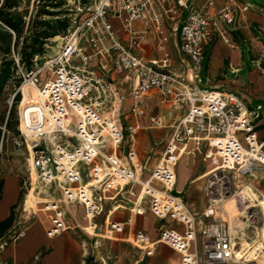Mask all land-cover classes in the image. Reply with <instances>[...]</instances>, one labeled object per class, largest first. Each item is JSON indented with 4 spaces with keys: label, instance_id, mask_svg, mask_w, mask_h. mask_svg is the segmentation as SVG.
<instances>
[{
    "label": "built area",
    "instance_id": "built-area-1",
    "mask_svg": "<svg viewBox=\"0 0 264 264\" xmlns=\"http://www.w3.org/2000/svg\"><path fill=\"white\" fill-rule=\"evenodd\" d=\"M77 1L74 7L69 4L70 26L57 54L31 71L20 69L23 81L17 90L22 98L19 134L13 138L14 144L28 150L37 173L36 188L42 193L52 188L62 192L60 199L41 197L43 200L36 203L42 205L37 211L48 220L47 235L55 237L71 229L64 207L67 204L84 206L87 231L97 230L95 219L103 213L106 194L138 184L140 196L150 198V210L161 224L157 241L138 231L132 240L135 245L152 255L156 244L164 243L180 255V264L230 263L234 259L230 228L219 217L214 197L219 184L209 188L212 202L203 215L211 220L201 228L200 247L193 250L197 243V217L188 209L182 191L176 188V166L188 141H206L205 157L215 165L214 179L230 193L231 172H245L255 162L264 165L259 109H249L236 92L201 89L191 84L202 83L207 45L217 39L230 43V30L239 17L245 18L248 4L239 0H223L219 6V0ZM177 18H182L179 49L190 60L189 79L172 70L167 51L164 57L150 61L135 54L143 52L142 40L149 31L155 32L160 49L165 50L167 36L163 25L166 20ZM136 21L146 23L144 31L134 29ZM119 31L126 34V43L120 39ZM111 69L134 72L136 84L130 91V113L136 119L145 116L143 98L153 89L160 92L164 102L188 105L145 180L139 178L141 169L135 165L137 151L132 141L139 123L123 125L119 104L122 97L117 96L114 84L96 74ZM46 71L49 75L43 81ZM24 86L38 90L39 102L29 98L23 105ZM150 122L162 125L158 117H151ZM128 139L125 162L117 151ZM174 190L179 194H174ZM118 207L116 204L112 211ZM112 211L105 219V238L125 230L124 223L109 219ZM132 211L139 215L145 212L140 205ZM168 222L180 223L185 230L170 228ZM25 235L26 228L20 227L10 239L15 242ZM4 243L0 241V247Z\"/></svg>",
    "mask_w": 264,
    "mask_h": 264
},
{
    "label": "crops",
    "instance_id": "crops-1",
    "mask_svg": "<svg viewBox=\"0 0 264 264\" xmlns=\"http://www.w3.org/2000/svg\"><path fill=\"white\" fill-rule=\"evenodd\" d=\"M88 1L92 3L95 0ZM239 1L249 6L248 11L245 13V18L239 17L236 25L230 30V43H226L222 39H217L207 45L206 60L202 71V83L195 84L191 82V84L201 89H214L238 93L246 102L249 109H259L261 115L258 120V131L260 136L264 138V0ZM222 2L223 0H219L217 6L221 5ZM181 22L182 18H177L174 21H165L163 25L164 35L167 36L165 50L160 49L159 39L155 32L149 31L145 33L142 40L143 52H135V54L141 56L146 61H150L164 57L165 51H167L170 54L172 70H175L179 75H184L187 79L190 60L188 57L184 56L179 49L178 31ZM118 25L119 23L115 21V26L118 27ZM145 25L146 23L143 21H136L133 24L134 29L138 32L144 31ZM118 35L120 39L126 43V34L123 31H119ZM244 42L245 46H247L246 43H248L251 47L247 46L242 49V46L244 47ZM237 43H240L239 45H241V48L240 46H235ZM96 74L97 76L99 74L100 77L114 84L117 96L122 97V102L119 104L122 112L123 125L127 126L129 124L139 123V128L132 141L137 151L135 165L137 168L141 169L138 172L139 178L140 180H145L156 167L162 151L174 131V124L185 115L188 105L184 103L177 106L171 101L164 102L160 92L153 89L143 98L145 116L136 119L130 113V108L132 106L130 91L136 84L134 72L111 69L109 72L97 71ZM151 117L160 118L162 125H152L150 122ZM190 142L191 141L188 143ZM200 145L203 149L204 162L210 166V169H213L215 166L214 163L211 159L205 157L208 149L207 142L201 141ZM128 147L129 139L126 140L122 148L117 151L118 155L122 157L125 162H128L126 159ZM111 149V147L108 148L109 151H111ZM197 149L201 151L199 147H197ZM150 155H153V159L150 158ZM182 168L185 170V175L183 177L181 176ZM176 173L177 190L182 191L188 209L197 217L196 232L198 234L197 238L200 240L201 228L211 219L203 215L206 206L204 208L203 205L196 206L193 200L189 201L183 186H186L188 183L194 184L197 180L202 179L205 177L203 176L205 172L194 179L188 180L186 165L184 160H181L176 166ZM4 189L5 188H3L2 198L0 200V207H2L3 204ZM140 193L141 186L133 184L127 185L119 191L116 190L106 194V199L103 204V213L95 219L98 224V228L95 231L91 229L87 231L86 229L88 221L85 218L84 206L79 204L65 205L64 207L72 227L55 237H49L47 235L48 220L46 216L43 213L38 214V211L34 210L33 207L26 208L25 205L24 208L26 211L31 212L33 210L34 213L36 212L35 215L33 214L32 216H38L36 221L39 220L42 222L46 236L53 239L55 244L45 246L41 243L32 244L30 241H27L28 231L33 225V222L26 228V235L18 243L9 245L7 243L2 244L0 247V260L3 263L7 260H11L12 264H80L83 248L81 242L74 239V236L79 237V235H83L90 240L91 245L82 241L84 246L89 247L92 246V241L97 238L107 239L109 241L124 240L132 242L134 234L138 231L147 234L151 241H157L161 222L150 210V198L148 196H140ZM51 197L60 199L62 197V192L54 188L49 191L45 190L43 198ZM16 199L17 193L12 201L7 204L6 208L0 211V220H5L10 216L11 208L15 204ZM116 204H119L118 209L112 211V207ZM139 205L145 210L141 215L132 211ZM109 211H112L109 215V219L114 222L124 223L125 230L122 233L114 234L113 237L105 238L103 236L106 228L105 219ZM166 225L179 231L185 230L184 226L177 222H168ZM4 245H8L7 248H4ZM196 246L200 247V244L198 242L195 243L192 249L194 250ZM140 250L146 254L143 249L140 248ZM147 256H155L162 264H180V255L170 246L160 242L156 244L153 254Z\"/></svg>",
    "mask_w": 264,
    "mask_h": 264
},
{
    "label": "rangeland",
    "instance_id": "rangeland-1",
    "mask_svg": "<svg viewBox=\"0 0 264 264\" xmlns=\"http://www.w3.org/2000/svg\"><path fill=\"white\" fill-rule=\"evenodd\" d=\"M68 2L73 7L78 3L77 0H68ZM37 3V0H23L18 11H20L27 20H29L30 16L37 10ZM59 36H55L56 38H51L48 41V44L46 45V52L44 54L45 57L41 60V63H37L36 66H41L46 58L57 54L63 43V36ZM237 44L235 46H240L241 48V45H239L240 43ZM244 44L245 42L243 45ZM246 44L247 46H250L248 43ZM21 45L22 43H20V46ZM247 46H242V49ZM7 58L14 59L16 63H19L17 62L19 61V53L17 51L13 52V54L9 55ZM3 59L4 55L0 53V67ZM18 67L16 79L22 76L20 70L22 68L21 66ZM48 75L49 72H43V81L48 78ZM98 76L100 77L99 74ZM15 80H11L5 87L2 94V100L0 102V111L4 118L3 123H1L2 138H0V184L2 183L3 188H5L3 204L2 207H0V211L3 208H6L7 204L12 201L17 193L16 202L12 206L10 212V214H13L14 216V224L1 242H6L8 245L18 243L22 238L15 242L10 239V236L13 235V231L19 230L20 227L27 228L34 222L28 231L27 241H30L32 244L41 243L45 246L54 245L55 241L46 236L42 222L39 220L36 221L38 216L33 217V213H31L33 210L30 212L26 211L24 208L26 196L29 191L34 188V186L36 187V180L34 181L32 178L34 170L32 169V164L30 162L31 157L28 150L25 147H16L13 140L16 136L14 130L15 122L17 117L19 122L20 101L22 98V95L17 93L20 86L18 87V85H13ZM17 94H20V101L18 103H16L15 100ZM13 111L14 115H12ZM6 121L8 122V126H5ZM188 142L186 143L187 145L184 146L185 149L182 151L179 158V161L184 160L188 172V180L196 178L203 172H205V174L208 173V175L200 180H197L194 184L188 183L186 186H183L184 191L187 194L186 197L189 198V201L193 200L196 206L203 205V208L205 206L208 207L209 203L212 202L208 195L209 188L217 182L220 186L217 185L218 192H216L214 197L218 199L216 202L224 209L219 212V217L228 223L231 238L235 243L236 250L241 251L244 249V252L249 250L258 251L257 248L259 247V242H262V226L264 224V214L261 207L258 205V198L261 197L262 193H264V165L255 162L253 163L252 168L245 172H231V183L229 184L231 192L226 193V190L223 189L224 185H222L220 181L218 182L214 179V172H212L213 169H210V166L204 162L203 149L200 147L201 142L194 140H191L190 143ZM197 147H199L201 151H199ZM152 156L153 155H150L151 159H153ZM184 175L185 170L182 168L181 176L183 177ZM243 190L248 192V198L243 194H240ZM35 195L38 198L43 197V193L40 192L38 188L35 190ZM235 198H238L239 201L241 198L242 202L237 204V202L234 201ZM41 206V204L34 206L33 209L38 210ZM37 213L41 214L42 212L38 211ZM74 239L81 242V246L83 248L80 257V264H162L155 256L149 257L144 254L140 248L132 242L124 240L109 241L107 239L104 240L102 238H97L92 241V246L89 247L84 246V243H82L83 241L87 242L88 245H91L90 240L83 235H79V237L74 236ZM197 240V242L201 244V238L200 240L197 238ZM243 242H246L248 245L243 246ZM8 245H4V248H7ZM263 249L264 248H262V253L260 250L256 255L260 256L259 259H253L250 256L248 257L252 261L249 259L247 260L246 257H244L241 261H238L236 254L234 253V259L228 264H259L261 263V260H264ZM0 264H12V261L7 260L3 263L0 260Z\"/></svg>",
    "mask_w": 264,
    "mask_h": 264
},
{
    "label": "trees",
    "instance_id": "trees-1",
    "mask_svg": "<svg viewBox=\"0 0 264 264\" xmlns=\"http://www.w3.org/2000/svg\"><path fill=\"white\" fill-rule=\"evenodd\" d=\"M23 0H0V53L4 55L0 67V102L5 87L11 80L16 79L18 66L24 71H31L37 63L45 57L46 45L55 36H64L70 26V7L68 0H37V10L27 20L18 11ZM83 4L88 0H81ZM22 40V41H21ZM20 43L22 45L20 46ZM20 47V48H19ZM19 53V63L7 57L13 52ZM23 81L18 77L13 85L18 87ZM16 103L20 101V94L16 95ZM14 115V111L12 112ZM3 116L0 111V138L2 133L1 123ZM8 126V122H5ZM18 117L15 122V133ZM4 136V135H3ZM3 194V184H0V200ZM14 224V216L10 214L5 220H0V241L11 230Z\"/></svg>",
    "mask_w": 264,
    "mask_h": 264
},
{
    "label": "bare ground",
    "instance_id": "bare-ground-1",
    "mask_svg": "<svg viewBox=\"0 0 264 264\" xmlns=\"http://www.w3.org/2000/svg\"><path fill=\"white\" fill-rule=\"evenodd\" d=\"M60 37V36H59ZM56 38V37H55ZM32 99L33 101L35 102H39V93H38V90L35 88V87H30V86H24V102H23V105H26L28 103V99ZM31 100V101H32ZM30 162L32 164V159H30ZM32 169L34 170V172L36 173V169L33 167L32 165ZM32 173V178L33 180L35 181L36 180V176H37V173ZM208 175V173L204 174L203 176H206ZM35 190H36V187L34 186L33 189H31L29 191V193L27 194L26 196V201H25V205H26V208H30V207H34L36 206V203H38L39 201H42L43 199L41 198H38L36 195H35ZM43 190V189H42ZM38 194V193H37ZM240 194H243L245 197H249V194L246 190H243L240 192ZM257 197V196H256ZM221 198V197H220ZM231 198V196H230ZM218 200V199H216ZM259 202H258V205L261 207L262 209V212L264 214V193H262L261 197L258 198ZM237 202V204L241 203L242 200L240 198V201L238 198H235V200ZM218 206H219V209H218V213L221 211V210H224L220 205L219 203H217ZM73 211V210H72ZM83 226V225H82ZM233 243V248H234V253L236 254V257H237V260L238 261H241L244 257L247 258V260L249 259L248 257H252L253 259H259L260 256H256L258 251L261 250V253H262V248H264V224L262 226V242H259V247L257 248L258 251L254 250V251H247V252H244V249H242L241 251L239 250H236L235 248V243L234 241H232ZM241 245V244H240ZM248 245L246 242H243V246H246ZM249 248V247H248ZM248 250V249H247ZM264 250V249H263ZM236 259V258H235ZM251 260V259H249ZM252 261V260H251ZM245 262V261H244ZM259 264H264V260H261V263Z\"/></svg>",
    "mask_w": 264,
    "mask_h": 264
},
{
    "label": "water",
    "instance_id": "water-1",
    "mask_svg": "<svg viewBox=\"0 0 264 264\" xmlns=\"http://www.w3.org/2000/svg\"><path fill=\"white\" fill-rule=\"evenodd\" d=\"M174 194H179L178 192H177V190H174V192H173Z\"/></svg>",
    "mask_w": 264,
    "mask_h": 264
}]
</instances>
